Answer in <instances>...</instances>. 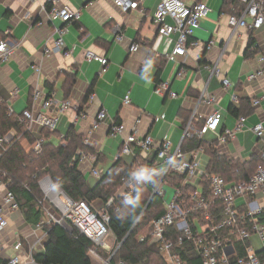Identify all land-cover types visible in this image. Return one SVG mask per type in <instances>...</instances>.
Here are the masks:
<instances>
[{"label":"crops","instance_id":"crops-1","mask_svg":"<svg viewBox=\"0 0 264 264\" xmlns=\"http://www.w3.org/2000/svg\"><path fill=\"white\" fill-rule=\"evenodd\" d=\"M159 1L144 0L139 10L123 14L109 0L92 5L89 4L91 0H60L59 7L80 11V20L66 26L65 49L71 53L44 59L43 48L55 37L52 25L46 23L45 14L41 11L44 1L0 0V36L13 47L11 58L0 63V100L14 114H21L26 109L35 113L41 110V102H33L32 93L35 89L60 102L64 99L66 76H74L75 83L68 100L81 106V112L61 115L55 132L61 137L73 126L83 136L93 160L80 162L78 170L90 188L99 181L92 175V170H97L102 177L116 162L119 154L122 137L109 136V128L113 123L124 125L127 134L139 119L140 136L150 135L156 142L166 140L175 148L181 143L183 128L192 115H196L192 124L195 128V125L203 124V119L212 112L213 107L198 103L204 91L216 98L214 108L218 107L222 111L217 129L219 134L234 130L239 118H245L247 127L261 123L264 129V101L257 107L251 105L254 99L264 94V75L250 80V76L260 69L259 57L264 56V27L251 33L245 30L233 32L228 26L229 11L224 6L225 0H184L187 4L204 3L209 13L201 22L200 29L194 33V40L199 45L188 48L185 57L169 62L164 55L172 51L173 44L158 36L153 23ZM245 1L240 0L246 5ZM39 23L42 24L39 26ZM116 25L120 26L124 35L122 43L114 42L113 28ZM55 26L59 27L61 23L56 22ZM211 41L212 49L206 52L205 47ZM132 43L139 46L136 53L128 52ZM86 51L108 60L105 73L101 74V64L86 60ZM36 66L41 67L40 74L34 72ZM204 66L217 67L220 76H212ZM181 69L184 75L178 78ZM223 78L230 83L226 90L222 88ZM160 82H168L170 91L176 97L171 98L166 92L163 96L155 95L154 90ZM89 93L95 96L94 101H86ZM127 94L131 104L126 106L123 98ZM231 106L240 110L239 118L230 114ZM100 108L107 111L108 118L97 129H93L94 118ZM56 113L55 105L47 111L49 115ZM32 130L38 133L40 128L33 125ZM51 141L55 144L58 142L57 138ZM202 141L215 143L216 152L228 160L244 164L255 158L264 165V137L258 140L249 129L236 133L225 144H218L213 133H207ZM193 152H184L187 160L191 159ZM140 157L145 163L154 164L155 168L153 151L140 153ZM119 160L131 165L133 157L120 155ZM208 161L203 153L199 164L205 173ZM5 192L6 187L0 181V206ZM124 195L125 189L121 187L115 197ZM170 196L169 191L168 198ZM243 200H237L240 211ZM255 200L263 206V196L258 194ZM99 204L102 205L101 209ZM92 207L101 211L104 204L97 200L92 203ZM261 216L260 223L264 225V214ZM6 218L8 227L0 233L1 260L8 262L15 255L14 245L19 238L28 249H33V253L42 252L46 237L41 243L39 239L43 232L27 225L19 211L7 213ZM248 243L254 253L264 251V239L259 236L253 234ZM105 245L106 248L102 250L106 253L114 249L116 242L111 233L106 237ZM88 256L92 264H101L105 260L90 253Z\"/></svg>","mask_w":264,"mask_h":264},{"label":"built area","instance_id":"built-area-1","mask_svg":"<svg viewBox=\"0 0 264 264\" xmlns=\"http://www.w3.org/2000/svg\"><path fill=\"white\" fill-rule=\"evenodd\" d=\"M30 2H38L39 0H29ZM44 4L41 9L45 14L46 23L52 25V33L55 36L50 43L45 44L43 48L44 59H50L56 55H69L71 52L65 49L64 36L67 33L66 26L72 22L80 20V11L70 10L66 7H59L60 0H43ZM102 0H91L89 3L97 4ZM120 12L126 14L131 10H139L144 0H109ZM245 7L237 12L233 8L228 16V26L233 31L245 30L248 32H256L264 27V0H247ZM209 9L202 2L187 4L184 0H160L153 17V23L157 27L158 36L165 39L168 43L173 44V49L164 55L169 62H175L178 57H185L188 48H196L199 43L194 40V33L200 29V24L208 16ZM60 22L61 26L56 27L55 23ZM42 23H39L40 26ZM114 42L122 43L124 35L120 26L113 28ZM213 42H209L205 50L209 52L212 49ZM139 49L138 44L132 43L128 49L129 53H136ZM13 54V47L6 40L0 41V63L7 62ZM85 57L87 61H95L102 65L101 74L105 73L108 66V60L105 57L96 55L92 51H86ZM258 63L260 69L250 76V80H254L264 75V56L259 57ZM212 76H220V70L217 67L204 66ZM41 67H34L36 74L41 73ZM184 70L181 69L177 77L181 78ZM222 88L226 90L230 87L229 80L223 78L221 80ZM168 93L171 98H175L176 94L170 91L168 82H160L154 94L163 96ZM33 102H41V110L32 112L24 110L20 121L25 125L26 130L32 133V126L36 125L40 129L49 132H55L59 117L67 112L79 114L81 108L79 105L72 103L70 100L55 101L51 96H46L39 89H35L32 93ZM235 101V98H232ZM89 101H94L95 96L89 94ZM264 101V94L251 102L252 107H257L260 102ZM199 104L213 107L212 112L203 119L204 123L200 128L193 127L196 115H192L188 123L183 128L181 143L172 148L168 141L156 142L150 135L140 136L139 126L140 120H136L129 132L125 134L126 127L122 124H112L109 128V136L112 138L121 136L122 142L120 151L116 160L122 156L135 157V149L140 153H155V168L168 167V171L161 176L160 181L153 191V195H157L163 199L165 212L155 219L150 231L139 242H146L149 246H156L161 252L165 261L169 264H188L181 256L182 247L186 242H191L196 250L201 264H260L256 253L250 246L246 247L245 255L235 260V251L233 249V241H248L251 236L257 235L264 239V225L260 223V218L264 212L263 206L259 205L255 200L260 194L264 198V166H257L254 174L246 182L226 183L225 180L217 175H208L200 169L199 159L203 156V149L198 148L193 152L191 159L187 160L181 145L183 140L196 138L203 140L207 133H213L216 136L218 144H225L229 139H233L236 133L245 129H249L258 140L264 137V129L261 123H257L251 127L246 126L245 118H239L235 129L225 130L219 134V127L222 111L220 108H214L216 98L207 92H202ZM124 105H130L131 100L129 94L123 98ZM55 105L56 115H49L47 111ZM9 114H13L8 108ZM108 118L107 111L100 108L94 118L93 129ZM13 132L8 133L4 137H0V149L5 150L3 146H7L14 138ZM63 137V136H61ZM43 140L39 139L33 145V151L39 153ZM93 160L90 154H83L79 163L84 160ZM171 160L172 166H168ZM177 165L179 167H177ZM142 168L135 167L134 170ZM133 170V171H134ZM92 175L100 179L101 174L97 170H92ZM168 175L183 176L181 188H190L187 194L182 193V189L169 190L164 182V178ZM0 176L5 174L0 172ZM125 189V196L131 197L136 188L141 184H136L131 178L122 181ZM6 187V185L4 184ZM40 190L43 194V201L38 204L42 206L44 203V211L46 215L45 222H39L33 226L34 230L42 233L39 243L46 237L43 230L45 224L53 223L61 227H71L77 229L82 235L90 240L94 246L105 249V239L110 234L109 222L110 217L107 209L113 205V199L107 201L103 210L96 211L85 201L74 202L67 198L63 192L57 188L49 178H44L39 182ZM171 196L169 199L168 192ZM243 198V207L240 211L237 207V200ZM50 200L54 210H47L46 201ZM221 204V209L217 210V205ZM19 211V207L15 196L6 187L3 197L2 206H0V233L4 232L8 227L6 214ZM217 212L219 219L215 222ZM193 214H201L202 223L194 218L190 223V216ZM142 215L139 217L141 218ZM139 221V220H138ZM205 222V225L203 223ZM137 223V222H135ZM173 229L177 234V242L167 238L168 229ZM226 231V237L219 235V232ZM119 247V246H118ZM15 255L12 256L7 264H37L33 259V249L25 250L22 246L20 238L14 245ZM91 255L97 256L94 251H90ZM101 264H110V260H103ZM123 264V262H119Z\"/></svg>","mask_w":264,"mask_h":264},{"label":"trees","instance_id":"trees-1","mask_svg":"<svg viewBox=\"0 0 264 264\" xmlns=\"http://www.w3.org/2000/svg\"><path fill=\"white\" fill-rule=\"evenodd\" d=\"M224 6L230 13L232 8L240 12L245 4L240 0H225ZM4 40L5 38L0 36V41ZM74 83V76H66L63 85V100L69 99ZM80 108L82 107L80 106ZM229 112L235 118L240 117V110L236 106H231ZM21 117L22 113L9 114L8 106L0 100V137H4L10 132L15 134L13 140L7 146H3L5 150L0 149V172L5 174L4 177L0 176V181L15 196L19 212L27 225L34 226L46 220L44 203L42 206L38 204L43 201L39 182L44 178H49L67 198L74 202L85 201L92 205L94 201L98 200L105 205L107 201L113 199V205L107 209V212L110 217L108 227L115 238L116 245L110 253L94 246L90 240L73 227L69 231L65 227L47 223L43 227L46 232L43 250L41 253H33L34 261L37 264H92L88 255L90 251H94L99 257L105 260L109 259L110 264H119V262H123V264H167L156 246L139 242L140 236L150 230L152 222L165 212L163 199L157 195L152 197L161 176L157 177L155 186L148 183L141 184L136 188L130 198L134 199L139 194L141 207L135 212L123 204L124 196L115 197L117 191L123 187L122 181L130 177L129 173L135 167L155 169L154 164L145 163L140 157V151L135 149V157L131 165H127L122 160H116L98 183L90 188L85 177L78 170L80 157L83 154L91 153L84 144L83 136L78 134L73 126L63 137H58L56 132H49L45 129H40L38 133H33V131L31 133L20 121ZM201 126L202 123H199L195 125V129ZM52 138H57L58 142L53 143ZM39 139L43 140V144L40 152L35 153L33 145ZM181 148L183 152L202 148L203 153L209 159L206 168L207 174L218 175L226 183L246 182L254 174L257 166H264L258 163L255 158H251L244 164L228 160L216 152L215 143L208 144L196 138L183 140ZM182 181L183 176L179 175H168L164 178V182L168 184L167 187L172 186L170 191L182 189V193L187 194L191 189L181 188ZM167 199L169 198L167 197ZM221 206V204L217 205L218 211ZM141 214L139 221L133 223V215L140 216ZM194 218L202 223L201 214L190 216V223ZM219 219L221 217L217 212L214 220L217 222ZM260 220H262V216ZM226 233V231H221L219 235L227 239ZM166 236L173 243L177 242V234L173 229H168ZM21 243L23 248L28 250L27 246L23 242ZM248 244V241H233L235 260L245 255ZM180 254L188 264H201L191 242L184 244ZM256 257L260 264H264V251L256 253ZM0 264H7V261L0 259Z\"/></svg>","mask_w":264,"mask_h":264},{"label":"clouds","instance_id":"clouds-1","mask_svg":"<svg viewBox=\"0 0 264 264\" xmlns=\"http://www.w3.org/2000/svg\"><path fill=\"white\" fill-rule=\"evenodd\" d=\"M148 82L151 83L150 80ZM167 163L168 166L170 167L172 166L173 162L169 160ZM177 167L179 166L177 165ZM167 171H168V167H164V166H162L159 170L138 168L130 172L129 176L131 180L135 181L136 184L138 185L151 183L152 185L155 186L157 184V177L164 175ZM123 204L129 207L130 209L134 210L133 212H135L136 209L141 207L139 194H137V196L134 199L125 196L123 199ZM139 219H140L139 216L133 215V223L138 222Z\"/></svg>","mask_w":264,"mask_h":264},{"label":"rangeland","instance_id":"rangeland-1","mask_svg":"<svg viewBox=\"0 0 264 264\" xmlns=\"http://www.w3.org/2000/svg\"><path fill=\"white\" fill-rule=\"evenodd\" d=\"M46 208L45 209H47V210H54V208H53V205L51 204V202H50V200H48L47 199V201H46ZM97 208H98V206H96ZM101 207H102V205L101 204H99V209H101ZM169 264V263H168Z\"/></svg>","mask_w":264,"mask_h":264},{"label":"water","instance_id":"water-1","mask_svg":"<svg viewBox=\"0 0 264 264\" xmlns=\"http://www.w3.org/2000/svg\"><path fill=\"white\" fill-rule=\"evenodd\" d=\"M68 230V228H66ZM70 231V230H69Z\"/></svg>","mask_w":264,"mask_h":264}]
</instances>
